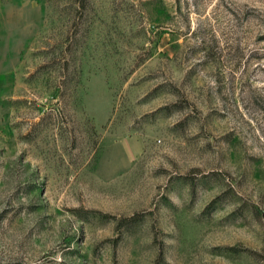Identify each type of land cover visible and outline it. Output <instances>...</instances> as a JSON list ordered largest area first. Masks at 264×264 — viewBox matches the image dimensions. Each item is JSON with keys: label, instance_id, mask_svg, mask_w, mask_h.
I'll return each instance as SVG.
<instances>
[{"label": "rangeland", "instance_id": "1", "mask_svg": "<svg viewBox=\"0 0 264 264\" xmlns=\"http://www.w3.org/2000/svg\"><path fill=\"white\" fill-rule=\"evenodd\" d=\"M0 264H264V0H0Z\"/></svg>", "mask_w": 264, "mask_h": 264}]
</instances>
